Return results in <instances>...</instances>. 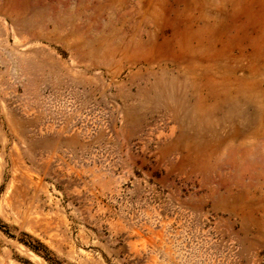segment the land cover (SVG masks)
<instances>
[{"label":"rangeland","instance_id":"1","mask_svg":"<svg viewBox=\"0 0 264 264\" xmlns=\"http://www.w3.org/2000/svg\"><path fill=\"white\" fill-rule=\"evenodd\" d=\"M0 264H264V0H0Z\"/></svg>","mask_w":264,"mask_h":264},{"label":"trees","instance_id":"2","mask_svg":"<svg viewBox=\"0 0 264 264\" xmlns=\"http://www.w3.org/2000/svg\"><path fill=\"white\" fill-rule=\"evenodd\" d=\"M37 250V249H36ZM39 252V251H38Z\"/></svg>","mask_w":264,"mask_h":264}]
</instances>
